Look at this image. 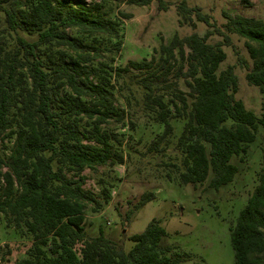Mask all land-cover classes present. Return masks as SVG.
<instances>
[{
  "label": "trees",
  "instance_id": "1",
  "mask_svg": "<svg viewBox=\"0 0 264 264\" xmlns=\"http://www.w3.org/2000/svg\"><path fill=\"white\" fill-rule=\"evenodd\" d=\"M153 1L125 2L146 7ZM100 8L83 0H0V222L30 242L15 264L183 262L184 256L164 246L167 234L158 222L131 236L128 252L102 231H86L87 206L96 213L102 205L83 189L84 171L123 164L112 136L100 131L108 120L128 116L114 106L110 79L120 80L124 92L139 93L153 127L146 153L169 157L172 148L175 162L168 165L182 185L208 182L218 190L230 184L238 171L232 158L246 155L258 130L264 133V102L259 117L247 110L236 99L234 66L219 71L226 59L222 46L236 35L251 61L248 66L238 59L245 80L264 96V20L222 12L226 24L220 30L200 8L181 3L182 14L206 25L203 34L175 35L160 45L158 60L129 62L100 76L90 68L99 51L69 34L114 31ZM158 8H165L161 0ZM213 35L223 41L209 44ZM175 123L182 127L177 138ZM101 196L107 204L105 185ZM153 200L152 193L143 195L136 209ZM230 243L234 264H264V149L257 186L230 229Z\"/></svg>",
  "mask_w": 264,
  "mask_h": 264
},
{
  "label": "rangeland",
  "instance_id": "2",
  "mask_svg": "<svg viewBox=\"0 0 264 264\" xmlns=\"http://www.w3.org/2000/svg\"><path fill=\"white\" fill-rule=\"evenodd\" d=\"M83 1L89 6L99 4L100 13L115 24L114 31L108 35H83L76 30L69 31L71 36L84 40L99 51L90 68L100 76L111 69L125 68L129 62H150L153 57L158 60L160 45L168 44L175 35L183 38L192 33L203 34L208 29L206 25L199 23L193 15L182 14L181 3L189 8H200L220 30H224L226 24L222 12L264 20V0H161L165 7L162 10L158 8V0L146 7L127 5L126 0L106 3L101 0ZM121 14L131 18L124 19ZM229 38L231 45L222 46L226 59L220 64L219 71L234 66L239 85L236 99L259 117L264 96L257 88L247 84V70L238 60L251 65L244 40L236 35H229ZM222 41L223 38L217 35L208 39L212 45ZM110 83L113 87L108 88L115 108L128 113V116L121 122L108 120L100 131L113 137H110L115 142L111 141L112 150L123 157V164L98 166L83 173L86 179L83 189L102 205L96 213L92 211V204L85 210L88 235L97 236L102 231L108 239L128 252L133 246L129 238L141 234L149 223L158 222L167 234L164 246L184 256L180 264H234L230 229L258 183L264 149L262 130H258L257 138L249 145L246 155L232 158L231 163L238 170L233 182L218 190L209 189L208 182L195 187L182 185L168 165L175 162L172 148L168 151L169 157L146 153L153 138L150 135L153 127L142 110L139 93L124 92L120 80L118 83L112 78ZM180 87L185 89L182 82ZM130 118L134 127L130 126ZM173 126L174 137L177 138L181 133V123ZM103 185L110 191L107 204L102 202ZM149 193L154 195V200L137 210L141 197ZM29 246L28 240L21 238L13 228L6 227L3 221L0 222V259L4 258L0 264H15L25 257Z\"/></svg>",
  "mask_w": 264,
  "mask_h": 264
}]
</instances>
